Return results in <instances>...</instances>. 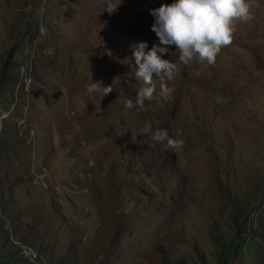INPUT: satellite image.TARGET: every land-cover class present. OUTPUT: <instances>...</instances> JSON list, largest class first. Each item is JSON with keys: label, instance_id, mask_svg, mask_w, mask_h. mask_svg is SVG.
<instances>
[{"label": "rangeland", "instance_id": "obj_1", "mask_svg": "<svg viewBox=\"0 0 264 264\" xmlns=\"http://www.w3.org/2000/svg\"><path fill=\"white\" fill-rule=\"evenodd\" d=\"M172 2L0 0V229L34 264H213L216 234L264 222V0L213 65L165 54L170 96L154 76L128 110L133 48L159 43L150 10ZM91 79L112 91L89 95Z\"/></svg>", "mask_w": 264, "mask_h": 264}, {"label": "clouds", "instance_id": "obj_2", "mask_svg": "<svg viewBox=\"0 0 264 264\" xmlns=\"http://www.w3.org/2000/svg\"><path fill=\"white\" fill-rule=\"evenodd\" d=\"M120 2L106 0L104 9L111 14L117 10ZM252 9V0H173L172 3H162L151 9L150 14L154 17L151 30L159 43L147 48V42L141 41L134 46L135 77L142 80L144 86L137 91L134 101L125 100V108L146 110L145 101H151L156 90L154 76L160 78V95L164 98L170 96L172 89L164 78L173 79L176 63L163 58L165 54L175 56L178 53L176 60L185 66L194 62L205 67L213 65L222 49L232 44L237 25L247 24L254 19ZM173 45L175 52L169 47ZM200 74V69L193 72L195 76ZM85 88L89 95L98 94L100 100L112 91L110 85L103 86L101 81L93 79ZM151 128V124L145 122L143 133H149ZM180 136L182 132L177 131L170 136L166 129H157L152 133L153 140L166 142V147L173 151L183 149L184 141Z\"/></svg>", "mask_w": 264, "mask_h": 264}, {"label": "trees", "instance_id": "obj_3", "mask_svg": "<svg viewBox=\"0 0 264 264\" xmlns=\"http://www.w3.org/2000/svg\"><path fill=\"white\" fill-rule=\"evenodd\" d=\"M9 57L10 55L8 59H10ZM9 64L6 61L0 69V97L6 89L5 83L10 75ZM240 225V222L237 221L231 237H225L220 234H216L213 237V242L216 246L213 264H246L247 262L249 264H264V245L257 242L262 240L264 243V222L257 226L256 230L251 228L248 233H245V230L240 228ZM1 233L0 229V236ZM22 243V239L15 243L8 235L1 236L0 264H34L30 258L23 253L21 254L22 249L19 244ZM22 246L26 245L22 244ZM38 254L42 257L44 253L39 252Z\"/></svg>", "mask_w": 264, "mask_h": 264}]
</instances>
